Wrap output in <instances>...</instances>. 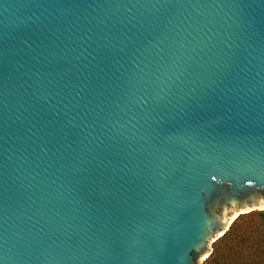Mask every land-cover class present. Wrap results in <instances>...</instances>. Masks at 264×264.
Listing matches in <instances>:
<instances>
[{
	"label": "water",
	"instance_id": "obj_1",
	"mask_svg": "<svg viewBox=\"0 0 264 264\" xmlns=\"http://www.w3.org/2000/svg\"><path fill=\"white\" fill-rule=\"evenodd\" d=\"M262 155L264 0H0V264H205Z\"/></svg>",
	"mask_w": 264,
	"mask_h": 264
},
{
	"label": "trees",
	"instance_id": "obj_2",
	"mask_svg": "<svg viewBox=\"0 0 264 264\" xmlns=\"http://www.w3.org/2000/svg\"><path fill=\"white\" fill-rule=\"evenodd\" d=\"M213 248L206 264H264V210L241 214Z\"/></svg>",
	"mask_w": 264,
	"mask_h": 264
},
{
	"label": "snow or ice",
	"instance_id": "obj_3",
	"mask_svg": "<svg viewBox=\"0 0 264 264\" xmlns=\"http://www.w3.org/2000/svg\"><path fill=\"white\" fill-rule=\"evenodd\" d=\"M260 164H264V155H262L261 159L259 160Z\"/></svg>",
	"mask_w": 264,
	"mask_h": 264
},
{
	"label": "rangeland",
	"instance_id": "obj_4",
	"mask_svg": "<svg viewBox=\"0 0 264 264\" xmlns=\"http://www.w3.org/2000/svg\"><path fill=\"white\" fill-rule=\"evenodd\" d=\"M206 264V263H205Z\"/></svg>",
	"mask_w": 264,
	"mask_h": 264
}]
</instances>
